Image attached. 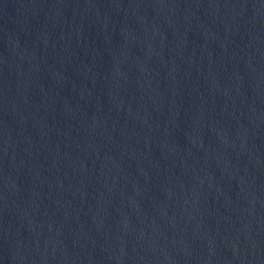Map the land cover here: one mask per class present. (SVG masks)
<instances>
[{"label":"water","instance_id":"water-1","mask_svg":"<svg viewBox=\"0 0 264 264\" xmlns=\"http://www.w3.org/2000/svg\"><path fill=\"white\" fill-rule=\"evenodd\" d=\"M0 264H264V0H0Z\"/></svg>","mask_w":264,"mask_h":264}]
</instances>
